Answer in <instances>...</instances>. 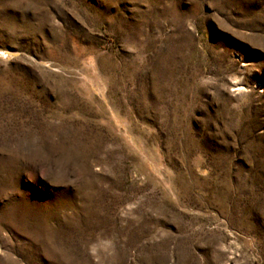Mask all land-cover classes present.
Here are the masks:
<instances>
[{"label":"rangeland","instance_id":"rangeland-1","mask_svg":"<svg viewBox=\"0 0 264 264\" xmlns=\"http://www.w3.org/2000/svg\"><path fill=\"white\" fill-rule=\"evenodd\" d=\"M0 264H264V0H0Z\"/></svg>","mask_w":264,"mask_h":264}]
</instances>
